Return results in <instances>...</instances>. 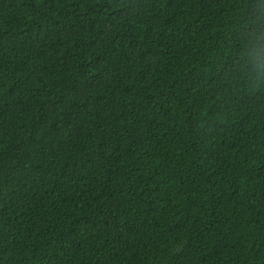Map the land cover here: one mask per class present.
Instances as JSON below:
<instances>
[{"label": "trees", "instance_id": "16d2710c", "mask_svg": "<svg viewBox=\"0 0 264 264\" xmlns=\"http://www.w3.org/2000/svg\"><path fill=\"white\" fill-rule=\"evenodd\" d=\"M255 63L264 0H0V264H264Z\"/></svg>", "mask_w": 264, "mask_h": 264}, {"label": "clouds", "instance_id": "9594fccd", "mask_svg": "<svg viewBox=\"0 0 264 264\" xmlns=\"http://www.w3.org/2000/svg\"><path fill=\"white\" fill-rule=\"evenodd\" d=\"M224 71H227V69ZM248 80L250 83H254L257 87L261 82H264V64L255 63L253 65V71L249 75Z\"/></svg>", "mask_w": 264, "mask_h": 264}]
</instances>
